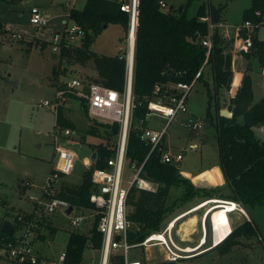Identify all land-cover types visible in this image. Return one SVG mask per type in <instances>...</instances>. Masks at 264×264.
Masks as SVG:
<instances>
[{
	"label": "trees",
	"instance_id": "16d2710c",
	"mask_svg": "<svg viewBox=\"0 0 264 264\" xmlns=\"http://www.w3.org/2000/svg\"><path fill=\"white\" fill-rule=\"evenodd\" d=\"M128 1L87 0L83 9H70L69 20L81 27L85 35L78 47L71 43L60 45L58 55L60 63L55 68L52 78L55 85L59 77L67 76L69 73L63 64L87 66L93 63L97 72L93 83L125 94L127 78L125 55L100 56L93 52L92 47L96 38L110 25H120L125 32L128 31L129 16L121 11L122 4ZM161 1L164 0H139L138 6L132 88L135 107L127 147V165L136 164L138 167L144 165L142 176L155 183L158 188L156 192L133 188L129 194L128 220L132 228L128 240L134 244L143 242L153 233L161 232L168 215L176 207L185 205L199 195L214 196V190L195 188L190 180L181 175L178 165L164 163L157 151L149 155L150 146L141 140L142 130L146 128L148 102L168 97L170 85L192 84L200 72L195 84L203 82L207 88L209 98L207 118L217 129L220 167L226 186L231 192L222 199L235 202L246 211L249 207L264 206V136L256 131L257 128L264 127V97L256 102L253 81L249 75L250 68L245 71L241 83H237L233 72V54L229 49L231 42H226L218 28L214 31L210 56L206 58L207 49L203 46L202 39L208 35V24L201 19L213 14L210 4L203 3L197 14L193 18H188L184 8H181L182 11L174 8L163 11ZM263 16L264 0H252V6L243 13L241 24L242 26L245 22H252L255 26L250 34L253 48L245 56L248 59L256 57L262 71L264 41H259L257 34L260 28L264 27ZM8 33L10 30L0 21V36ZM239 34L248 37L249 33L239 29ZM40 42L30 41L29 44L31 47L44 45ZM206 66H210L213 71V94L209 84L203 79ZM157 87L160 88L159 92H156ZM193 88L194 86L191 90ZM222 91L232 93L228 104V110L232 113L230 118L220 114L219 101ZM214 102L219 111L216 120L211 112ZM82 107L89 116L87 103L82 101ZM241 118L243 123L239 122ZM92 121L87 134L103 138L100 135V129H103L107 142L95 146L97 158L91 169L84 174L82 184L78 187L63 184L57 195L72 206L87 210L93 209L90 203V195L94 191L92 172L107 167L108 159L116 152V141L112 142V138L118 136L120 130L118 123L104 124L94 119ZM56 126L75 130V125L65 117L63 107L59 109ZM173 188L182 189L183 193L171 204L168 198ZM24 215L28 217L27 214ZM17 220L18 217L16 224L13 225L15 231L16 228H20ZM39 223L42 227L51 226L44 216L40 218ZM96 228L97 220L88 234L70 232L64 264H83V256L87 249L101 248L102 235ZM49 229L55 235L56 230ZM253 232L252 222L246 221L224 242L211 250H220L223 255L227 254L238 244L240 238ZM14 234L11 237L7 236L2 233V226L0 227V249L5 244L15 241ZM11 264L32 263L26 260L11 261Z\"/></svg>",
	"mask_w": 264,
	"mask_h": 264
},
{
	"label": "rangeland",
	"instance_id": "374dc122",
	"mask_svg": "<svg viewBox=\"0 0 264 264\" xmlns=\"http://www.w3.org/2000/svg\"><path fill=\"white\" fill-rule=\"evenodd\" d=\"M86 1L69 0L71 4L68 5V3H60L59 0H0V21L10 30V33L0 36V224L9 222L15 225L19 215H28L34 211L36 202L41 198L42 187L53 170L57 158L54 148L56 133L61 138L59 143L62 147H67L70 143L79 145V147H72L77 154L75 169L59 181L57 191L63 184L72 187L80 186L84 174L89 170V167L84 164L85 159H91L96 145L107 142L103 129H100V135L103 138L87 134L93 118L85 114L80 99L70 98L62 106L65 117L75 125L74 134L70 138L64 135V128L56 126L57 114L43 107L45 101H55L56 86L52 78L60 59L59 52L53 51L54 36L56 33L64 32L70 9H83ZM189 1L166 0L165 3L168 9L184 8L188 18H193L203 3L210 4L212 9L224 8L223 23L226 30L233 32L232 35H228L231 42L229 49H232L236 33L242 24L243 13L252 6V0H191L190 4ZM35 6L42 8L49 17L46 28L31 25L29 12ZM69 24L73 25L71 20ZM127 32L120 25L108 26L96 38L92 47L93 52L109 57L125 54ZM257 38L259 41H264V27L260 28ZM30 41H42L40 43L44 45L31 47ZM71 44L78 47L81 39L76 38ZM63 67L69 70L67 77L78 78L86 83H93L94 76L97 74L93 63L87 66L63 64ZM248 68H250L249 75L253 80L256 97L260 99L264 97V72L259 67L257 58L248 59L245 54L234 52L235 76L244 73ZM203 79L209 84L213 94L214 79L210 66L207 67ZM62 80H65L64 76ZM224 94H226L225 98ZM228 97L226 91L221 92L220 114L222 111L229 112ZM208 102L207 88L203 82H197L189 94L188 104L189 113L193 114L201 125L200 131L195 133L188 128V123L185 121L187 115L184 114H179L166 131L165 142L169 151L184 155L183 161L178 164L179 169L190 172L192 175L205 168L220 165L218 133L216 127L207 118ZM211 112L216 120L219 111L215 102ZM239 122L243 123V119H239ZM165 123L164 119L152 116L147 118L145 126L161 130ZM117 140L118 136L112 138V142ZM193 144H197L198 147H192ZM126 176L128 180H132L133 173L130 168H127ZM202 178L194 179V182ZM208 178L210 182L219 180L214 173L208 175ZM27 183L33 187H26ZM182 193V189L173 188L168 198L171 204L181 197ZM219 196L223 198L226 194ZM190 204L182 208L176 207L168 215L164 227L171 222L172 217L192 206V203ZM216 205L220 204L215 203L214 206ZM225 205L227 210L223 207L212 210L217 244L219 242L221 244L231 234L228 213L235 211V205ZM247 214L249 217L247 221L252 222L254 232L240 238L231 252L224 255L220 250L207 252L187 260L186 264H264V206L249 207ZM43 216L57 231L53 239L45 243L38 242L37 248L48 259L59 260L66 251L69 234L72 231L70 220L63 208L54 214ZM234 216L237 224L242 225L246 222L241 213H235ZM220 218L223 221L220 220L216 224ZM92 226V221L84 222L78 232L88 234ZM14 235L16 237L22 235V230L16 228ZM7 251L5 248V252ZM164 255L162 248H149L140 256V259L153 262L161 260ZM93 260H97V253L87 249L83 256V264H91ZM0 264H11V260L2 252V249H0Z\"/></svg>",
	"mask_w": 264,
	"mask_h": 264
},
{
	"label": "built area",
	"instance_id": "2783aa9c",
	"mask_svg": "<svg viewBox=\"0 0 264 264\" xmlns=\"http://www.w3.org/2000/svg\"><path fill=\"white\" fill-rule=\"evenodd\" d=\"M68 1L59 0L60 3H68L70 5L71 3ZM138 6L139 0H129L121 6V11L127 13L129 16V27L126 38L127 51L125 53L127 69L125 94H120L114 89L97 83H86L74 77L64 76L65 80H62L61 76L55 85V101H45L43 103V107L51 109L58 115L60 107L70 98L80 99L87 103L89 116L93 119L104 124L118 123L120 125L115 155L108 159L106 168L95 169L92 172L91 180L94 185V191L90 195V203L93 205V209H80L57 197L60 192V190L57 191L58 183L62 181V176H68L74 171L77 154L70 147L71 143L67 147H62L59 143L61 138L56 133L54 136V148L57 158L53 166V171L42 187L41 198L35 204L34 213L33 215H28V217H25L24 214L18 216L17 222L22 230V235L15 236L16 239L14 242H9L2 248V251L8 256L9 260L15 262H24L27 260L32 264H64L65 253L60 256L59 260H47L40 257L33 247L34 240L39 236V232L43 228L39 223L40 218L43 215L46 216V214H54L62 208L70 220L71 232H78L82 223L87 221H92L94 226L97 220L96 229L102 235V243L99 250L90 248L93 252L97 253V260H93L91 264H186L187 260L202 255L210 249L204 248L205 240H202L195 248H183L179 246L174 234L175 220L169 222L161 232L149 235L141 243L134 244L128 240V234L132 228V224L128 220V200L131 190L138 188L148 192L157 191V185L142 176L144 165L140 167L136 164L132 166L127 165V147L135 107L132 88ZM160 6L163 11H169L165 1H161ZM29 15L31 25L37 28H46L48 26L49 17L39 6L31 8ZM262 19L264 23V16ZM201 21L208 24V35L202 39V44L207 49L206 58L208 59L212 50L214 31L219 27V24L213 22V15H208L206 18H202ZM72 24L70 25L68 20L64 32L62 34H55L53 51L59 52L61 44L71 43L76 38L82 39L84 37V30L73 22ZM254 28L255 26L252 22H245L239 27V29H244L249 34L248 37L240 36L238 30L231 49L232 54L234 52L239 54H248L251 52L253 40L250 34ZM225 37L223 36L224 39ZM200 73L197 78L200 76ZM196 79L192 84L178 83L170 85L168 88V91H170L168 97L158 98L148 102L147 118L152 116L160 117L166 123L161 130L148 127L144 128L141 133V140L150 146L149 155L157 151L161 155L164 163L178 165L184 159L182 153H172L169 151L165 142V136L169 124L179 114L188 113V94L195 85ZM159 91L160 88L157 87L156 92ZM187 123L188 128L192 132L198 133L200 131L201 125L198 121H187ZM73 134L72 129H65L64 135L67 138L72 137ZM84 164L91 169L93 162L89 158L85 159ZM127 168H130L133 173L132 180L127 179ZM26 187L30 188L33 186L27 183ZM233 203L228 204L235 205L234 212L244 213L243 208L239 204ZM70 207H73V210L68 214ZM218 207L225 208L226 205L223 204ZM213 208L215 209L217 207L213 204L210 211ZM1 226L3 225L0 224ZM212 230L213 243L211 247L217 246L220 243L217 244L215 242L216 230L214 225ZM5 248H7V252H5ZM149 248H162L165 252L164 258L157 261L154 260L153 262L142 261L140 256Z\"/></svg>",
	"mask_w": 264,
	"mask_h": 264
},
{
	"label": "crops",
	"instance_id": "0c3cea01",
	"mask_svg": "<svg viewBox=\"0 0 264 264\" xmlns=\"http://www.w3.org/2000/svg\"><path fill=\"white\" fill-rule=\"evenodd\" d=\"M164 1L166 2V0H164ZM180 11H182L181 8H180ZM222 12H224V8H221V12L219 14L220 22H219L218 29H219L222 36H226L225 38H226L227 42H230L228 35H232L233 32L226 30V26L223 23V18H222L223 13ZM6 28H7V26H6ZM237 34H238V32L236 33V35ZM233 37H234V35H233ZM121 55H125V54H121ZM207 67L208 66H206L204 69V74L207 70ZM233 72H234V70H233ZM244 73H242V74L239 73L236 76L237 77L236 78L237 83L238 82L241 83V80L243 78ZM234 74H235V72H234ZM96 77H97V74L94 76V79ZM191 91L189 92V94L191 93ZM189 94H188V101H189ZM225 95L226 94H224V96H223L224 98H225ZM231 95H232V93H228V96H229L228 101H229ZM254 96H255L256 102H258L259 100H261L263 98V97H261L260 99H257L255 90H254ZM188 109H189V104H188ZM184 115H187V117L185 118L186 122L187 121H197L195 116L193 114L189 113V110H188V113L184 114ZM191 146L192 147H195V146L198 147L197 144H193ZM212 173H214L215 176L217 178H219V180H217L216 182H210L208 180L209 179L208 175H210ZM181 175L183 177L187 178L188 180H190L195 188L205 189V190H209V191L214 190V196L204 197L202 195H199L195 199H193L192 201L185 204V205H187V204L192 203V206H190L188 209L186 208V210H184V211L180 212L179 214L175 215L174 217H172L171 222L175 220L174 221V223H175V225H174L175 240L179 244V246H181L183 248H195L202 240H205L204 248H210L207 252H213L215 250H211V249L216 248L218 245L211 247V245L213 243V230H212V227H213L212 214H213V212L211 214L210 208L215 203H218L220 205L233 203L232 201L223 200L219 196V195H225V194L230 195L231 194L230 189L226 186V180H225L224 175L222 173V169L219 165V166H215V167L205 168L195 175H192L190 172H187V171H181ZM199 177H203V178L201 180H196V182H194V179H197ZM157 188H158V186H157ZM182 192H183V190H182ZM233 204H235V203H233ZM183 206L184 205H181V206H179V208L180 207L182 208ZM217 208H221V207H217ZM217 208H215V209H217ZM195 209H197V210L194 211ZM243 211H244V213H241V212H239V213H241V215L244 217V219H246V221L249 220L247 211L244 208H243ZM33 213H34V211L28 215H33ZM235 213H238V212L237 211L233 212V213L231 212L228 215V219H229V223H230V227H231V234L237 227L241 226V225L236 223V219L234 216ZM205 219H206V221H205ZM204 222H205V227H204ZM49 228H53L56 230V228H54L53 226H50L47 228L43 227L42 231L39 232L40 237L38 236L33 242V247H34L35 252L40 257L45 258L47 260H50V259H48V257H45L40 253V249L37 248V247H39V246H37V243L38 242L45 243L48 240L53 239L55 237L56 233H55V235H53L52 231ZM19 229L21 230V228H19ZM187 230H189V231H187ZM42 236H45V238L43 239ZM206 253H204V254H206ZM204 254H202V255H204Z\"/></svg>",
	"mask_w": 264,
	"mask_h": 264
},
{
	"label": "water",
	"instance_id": "95a60500",
	"mask_svg": "<svg viewBox=\"0 0 264 264\" xmlns=\"http://www.w3.org/2000/svg\"><path fill=\"white\" fill-rule=\"evenodd\" d=\"M212 12H213V22L215 24H219V22H220L219 14L221 12V9L213 8ZM15 85H16V83H15ZM221 115L225 116V117H228V118L232 117V113L231 112L226 113V112L222 111ZM256 131L258 133L262 134V136H264V127L257 128ZM70 147H79V145L70 144ZM96 158H97V153L94 152L92 154L91 161L94 163ZM72 210H73V207H70V209L68 210V214H70L72 212ZM14 231H15V227L13 226V224H11L9 222H5L3 224V226H2V233L3 234L11 237V236H13Z\"/></svg>",
	"mask_w": 264,
	"mask_h": 264
},
{
	"label": "bare ground",
	"instance_id": "6f19581e",
	"mask_svg": "<svg viewBox=\"0 0 264 264\" xmlns=\"http://www.w3.org/2000/svg\"><path fill=\"white\" fill-rule=\"evenodd\" d=\"M216 207H218V206H216ZM212 210H214V208L212 209ZM212 212V211H211ZM231 213V212H230ZM213 215V214H212ZM213 217V216H212ZM220 220H222L223 221V219L222 218H220L219 220H217L216 221V224L218 223V221H220ZM217 229V228H216Z\"/></svg>",
	"mask_w": 264,
	"mask_h": 264
},
{
	"label": "clouds",
	"instance_id": "9594fccd",
	"mask_svg": "<svg viewBox=\"0 0 264 264\" xmlns=\"http://www.w3.org/2000/svg\"><path fill=\"white\" fill-rule=\"evenodd\" d=\"M216 206H219V205H216Z\"/></svg>",
	"mask_w": 264,
	"mask_h": 264
}]
</instances>
